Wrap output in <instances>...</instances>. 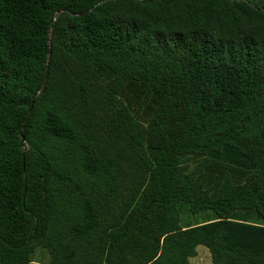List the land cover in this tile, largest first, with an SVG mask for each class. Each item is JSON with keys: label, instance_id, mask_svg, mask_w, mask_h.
Segmentation results:
<instances>
[{"label": "trees", "instance_id": "16d2710c", "mask_svg": "<svg viewBox=\"0 0 264 264\" xmlns=\"http://www.w3.org/2000/svg\"><path fill=\"white\" fill-rule=\"evenodd\" d=\"M35 243L264 264V0H0V264Z\"/></svg>", "mask_w": 264, "mask_h": 264}, {"label": "rangeland", "instance_id": "374dc122", "mask_svg": "<svg viewBox=\"0 0 264 264\" xmlns=\"http://www.w3.org/2000/svg\"><path fill=\"white\" fill-rule=\"evenodd\" d=\"M129 183L130 181L127 179L126 186L122 188L125 192L127 191V189H129L128 188ZM186 216H187L186 222L192 223V224H195L197 222H203L204 219L206 218L205 215L202 213L193 214V215L190 213H187ZM182 218H183V215H182ZM35 245H36V251L33 256L34 260L42 264H48L51 260L50 258L51 254L49 250L44 248L41 243H35ZM190 264H213L211 254L208 251V249L204 246H199L197 248V255L190 259Z\"/></svg>", "mask_w": 264, "mask_h": 264}]
</instances>
